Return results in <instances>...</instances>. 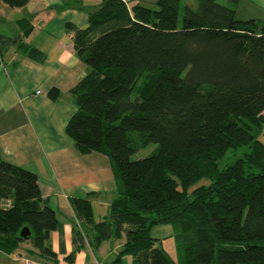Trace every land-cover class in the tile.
<instances>
[{
    "label": "trees",
    "instance_id": "1",
    "mask_svg": "<svg viewBox=\"0 0 264 264\" xmlns=\"http://www.w3.org/2000/svg\"><path fill=\"white\" fill-rule=\"evenodd\" d=\"M0 1L12 9L29 2ZM181 1L157 0L153 9L99 0L85 29L65 26L86 74L71 90L76 109L64 132L79 153L106 156L118 185L99 222L89 196L70 200L90 233L72 230L68 264L86 243L95 250L122 236L109 264L125 256L135 264H264V24L238 20L239 0H183L182 9ZM16 46L43 62L34 47L2 35L0 58ZM132 132L155 153L131 161ZM160 225L174 230L178 263L150 236ZM60 229L37 176L0 158V251L28 243L54 259L47 241Z\"/></svg>",
    "mask_w": 264,
    "mask_h": 264
},
{
    "label": "crops",
    "instance_id": "2",
    "mask_svg": "<svg viewBox=\"0 0 264 264\" xmlns=\"http://www.w3.org/2000/svg\"><path fill=\"white\" fill-rule=\"evenodd\" d=\"M91 1L29 0L18 9L0 5V35L17 39L44 55L43 62H36L16 46L0 58V158L37 176L41 195L48 200L61 228L47 241L54 259L41 257L23 243L13 253L0 251V264H68L65 258L74 247L72 230L83 228L90 233L76 218L70 200L89 196L93 219L99 222L117 195V179L108 158L99 153H79L64 132L76 109L71 90L86 74L65 26L70 23L85 29L88 14L99 6V0ZM122 1L128 6L148 7L157 0ZM235 12L238 20L264 24V0H239ZM52 88L59 92L55 101L47 97ZM161 227L174 236L171 226ZM123 244V236L104 241L95 250L86 243L75 253L72 264H109Z\"/></svg>",
    "mask_w": 264,
    "mask_h": 264
},
{
    "label": "rangeland",
    "instance_id": "3",
    "mask_svg": "<svg viewBox=\"0 0 264 264\" xmlns=\"http://www.w3.org/2000/svg\"><path fill=\"white\" fill-rule=\"evenodd\" d=\"M91 2L92 1L89 0V3ZM217 2L222 5L227 4L226 0H217ZM0 5L5 6L3 3H1V1H0ZM183 5H184V1L182 0L181 5H180L181 9L183 8ZM148 7L153 8V9L156 8L154 4L148 5ZM181 16H182V11H180V20H181ZM141 136L143 135L137 132L129 133V137L133 140V145L136 148V152L130 158L131 161H137V160L144 159L152 155L153 153H155L157 149L156 144L150 143L147 145H142ZM259 139L264 142V137L262 135L259 136ZM243 151H245V148H240L238 150H235L234 153L233 151H230L227 154V156L220 161L219 163L220 167L222 168L225 164L231 163L238 156V154H240ZM161 226L163 225L153 227L150 231V236L152 238L160 239L159 241H157L156 246L160 249L165 250L166 253L170 256V258L174 262L178 263L180 259V254L177 248L176 239L173 235L169 236L168 233L165 232L163 227ZM124 259H125V264H133V257L125 256Z\"/></svg>",
    "mask_w": 264,
    "mask_h": 264
},
{
    "label": "water",
    "instance_id": "4",
    "mask_svg": "<svg viewBox=\"0 0 264 264\" xmlns=\"http://www.w3.org/2000/svg\"><path fill=\"white\" fill-rule=\"evenodd\" d=\"M29 234L30 233H29V231H28L27 228L22 229L21 232H20V236L23 237V238H25V239H27V237L29 236Z\"/></svg>",
    "mask_w": 264,
    "mask_h": 264
},
{
    "label": "built area",
    "instance_id": "5",
    "mask_svg": "<svg viewBox=\"0 0 264 264\" xmlns=\"http://www.w3.org/2000/svg\"><path fill=\"white\" fill-rule=\"evenodd\" d=\"M39 93H40L39 91L36 92V94H39ZM25 264H32V263L26 261Z\"/></svg>",
    "mask_w": 264,
    "mask_h": 264
}]
</instances>
